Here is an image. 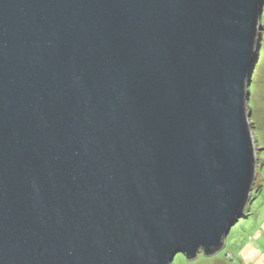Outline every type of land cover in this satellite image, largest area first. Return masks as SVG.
<instances>
[{
	"label": "water",
	"instance_id": "1",
	"mask_svg": "<svg viewBox=\"0 0 264 264\" xmlns=\"http://www.w3.org/2000/svg\"><path fill=\"white\" fill-rule=\"evenodd\" d=\"M263 3L0 0V264L221 248L254 182Z\"/></svg>",
	"mask_w": 264,
	"mask_h": 264
},
{
	"label": "rangeland",
	"instance_id": "2",
	"mask_svg": "<svg viewBox=\"0 0 264 264\" xmlns=\"http://www.w3.org/2000/svg\"><path fill=\"white\" fill-rule=\"evenodd\" d=\"M262 19L264 22V10ZM263 29L264 23L260 24V31ZM260 46L261 43L258 49ZM262 60L259 76L251 79L252 90L248 94L249 104H246L257 159L251 195L243 216L230 227L221 248L210 255L199 252L191 259L176 253L171 264H264V55Z\"/></svg>",
	"mask_w": 264,
	"mask_h": 264
},
{
	"label": "trees",
	"instance_id": "3",
	"mask_svg": "<svg viewBox=\"0 0 264 264\" xmlns=\"http://www.w3.org/2000/svg\"><path fill=\"white\" fill-rule=\"evenodd\" d=\"M264 10V3H263V6H262V12ZM261 12V13H262ZM263 19L260 20V23L263 24L264 22H262ZM260 34V39H259V44L261 43V46L259 47L258 49V59L256 57V61H255V64L253 66V70H252V73H251V76H250V83L248 85V92H250V90H252V82H251V79L252 78H255V76L257 75V77L259 76V68L262 67V56L264 55V29L261 30L259 32ZM248 104H249V100H248ZM249 106V105H248Z\"/></svg>",
	"mask_w": 264,
	"mask_h": 264
}]
</instances>
